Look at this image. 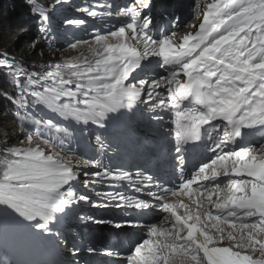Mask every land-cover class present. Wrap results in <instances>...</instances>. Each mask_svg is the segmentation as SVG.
I'll return each mask as SVG.
<instances>
[{
    "label": "snow or ice",
    "instance_id": "obj_1",
    "mask_svg": "<svg viewBox=\"0 0 264 264\" xmlns=\"http://www.w3.org/2000/svg\"><path fill=\"white\" fill-rule=\"evenodd\" d=\"M70 3L71 0H52L51 8L47 5L37 8L29 3L33 13L40 17L39 33L48 34L49 13L58 8H66ZM151 4L152 0H135L132 6L121 7L117 3L107 2L100 4L98 11H93V6L81 8L82 13L91 17L111 16L115 11L119 17L125 18L118 27L110 29L107 35L95 34L100 50L95 46L90 48L94 59L83 56L77 58L78 62L66 66L49 64L39 70L28 71L20 62L10 60L6 54H0V71H6L7 75L12 77L14 81L12 87L17 90V93H3V98L16 104V117L21 121L22 129L24 122L37 127L43 123L47 129H55L57 133H63V139L59 143L54 139L43 140L49 146L47 150L36 144L31 130L21 132L24 138L20 141V146H9L10 139L3 140V147L0 148V155L3 156L0 160V237L6 238V225L11 218L18 225L31 228L36 233L56 236L60 243L64 244L61 233L53 232L51 225L60 221L61 215L69 206L88 199L87 195L74 189V184L83 176L82 185L85 188L94 187L92 181H89V175L95 173V180L102 178L99 172V160L96 161V166L91 172L88 168H80L79 162L73 164L64 161L56 149H63L65 141H69V151H71L72 133L67 128H61L51 118L44 120L37 118L35 114L30 115L29 96L33 105H43L64 120L74 119L98 127L104 126L103 119L107 113L124 107L131 108L134 103H144L152 112L167 106L170 111L175 112L171 123L174 125L177 138L178 154L182 151L180 145L186 134H190L195 140L197 132L203 131L202 128H197L196 121L203 120L204 116L198 117L197 114L207 115L211 108H221L222 103L230 104L231 112L238 114L245 113L257 105H264V70L257 73L228 72L223 64H232L235 59L234 53L228 48H218V45L230 40L231 36L241 29L245 30L241 35L253 30L254 26L258 32L264 33V0H220L219 3H208L206 10L203 11V21L195 33L200 43L195 46L193 53L178 60V66L185 67L190 73L187 80L180 78L181 73L178 76L169 73L170 81L166 89H161L157 84L154 90L149 92L146 91L149 80L138 79L143 87L137 88L136 83H126L131 72L123 69L126 66L136 68L152 58L151 55L141 58L136 45L143 46L147 51L150 47H154L153 41L159 42L151 31L150 18L143 14ZM197 9L199 15V4ZM64 23L67 28H78L84 22L79 18L65 17ZM217 34H222V39L217 40L212 46L214 51H202ZM161 36L170 38L163 33ZM70 46L75 47L71 43ZM262 58L264 52L256 56L253 63ZM190 60L191 64L188 63ZM184 75L185 73H182V76ZM156 92L163 94L156 95ZM17 95L19 99L15 98ZM145 97L149 98L145 99ZM231 112L226 117L229 120L232 119ZM185 121L191 124L190 128L185 125ZM212 130L217 133L221 131L215 127ZM245 130L240 127L230 133L225 128V138L230 139L233 134L243 138L248 135ZM247 130L264 139V123L250 125ZM35 135L37 138L40 137L39 132ZM96 139L100 144L101 138L97 136ZM215 154L214 152L213 155ZM84 163H88V158H84ZM179 163L183 164V160L181 159ZM109 171L111 170L106 169L103 175H107ZM120 173H124V176ZM114 175L118 179H124L125 176L131 177L132 174L120 170ZM140 175L141 172L136 173L137 177ZM151 179L149 175H144V180ZM230 179L232 177L223 178V180ZM109 183L111 187L124 186L115 182ZM128 183L133 182L129 179ZM214 183L220 184L222 181L218 179ZM132 191L137 192L138 189L133 187ZM105 195L113 198L118 195L121 198L126 197L128 203L134 202L130 194L121 191L107 192ZM104 203L120 205V200H106ZM94 206L99 207V203ZM184 207L189 212L195 211L188 205ZM147 209L150 208L145 205L139 210ZM121 210L136 211L123 206ZM213 210L210 209L215 214ZM76 218L83 221L92 219L87 216ZM96 222L112 223V220L99 218ZM14 227L15 225H7V232L10 233ZM262 229L264 224H261L259 229L252 224L248 229H238V237L229 233L233 239L232 251L240 255L241 251L258 252L259 259H252L249 255L241 256H248L253 264H264V230ZM135 251V256L124 257V264H195L197 252L191 241L185 240L179 230L174 232L164 226L151 228L150 238L138 244ZM72 253L77 255L75 247L72 248ZM107 254L117 255L116 252ZM199 259L201 264H206L202 256Z\"/></svg>",
    "mask_w": 264,
    "mask_h": 264
},
{
    "label": "rangeland",
    "instance_id": "obj_2",
    "mask_svg": "<svg viewBox=\"0 0 264 264\" xmlns=\"http://www.w3.org/2000/svg\"><path fill=\"white\" fill-rule=\"evenodd\" d=\"M11 0H1L3 4L10 3ZM33 3V5L37 8L42 7L43 5H37L35 0H29ZM74 2H77V4L85 3L84 7L88 6H93L92 10L93 11H98L100 4L107 3V2H114L119 4L121 7L124 6H132V4L135 2V0H73ZM219 3L220 0H152V4L148 9L144 10V15L148 16L150 18V21L152 23V33L155 38L159 39L158 44L152 43L155 47H158L157 50L151 51L150 48L145 51L143 46L141 45H136V48L140 54L141 58H147V56L151 55L152 58L148 61H144L141 64L146 66L145 70L141 73V75L136 76L133 73H130L129 80L126 81V83H136L137 88L143 87L142 84L139 83L138 79H147L150 81L148 85V89L146 91L152 92L155 88V86L158 84L161 89H166L167 86L169 85L168 81L170 80V77L166 76L165 81L166 84L163 83L161 78L155 79L153 78V73L157 70L156 60L160 58L159 56L161 55V48L162 45L160 44V41L165 38L166 40L171 41L173 45V49H177L178 45H183L186 42L192 41L193 44L192 46L194 47L195 45L200 43V40L197 38L195 33L199 30V24L203 21V11L206 10V6L208 3ZM26 4V2H25ZM197 4H199V15H198V9H197ZM10 5V4H9ZM52 5L48 6L51 8ZM81 8L83 7H78L76 8H70L72 9V13H77L81 11ZM80 9V10H79ZM62 8H58L57 10L53 11L51 14V18L55 20H50V29L48 32V35L42 34L44 37V40L41 41V39H36L34 40L31 38L26 42L28 45L27 47L29 49L34 48V44L38 43V40H40L44 44V48L42 53L36 54L35 51L32 52L31 56L34 57V60H26L27 57L24 58V56H14L13 52L11 53H4L0 51V54H6L10 60H14L17 62H20L22 66L28 70H39L42 66H47L49 64L56 65L60 64L63 66H66L71 63H76L78 62L79 57L86 56L89 59H94L93 55L90 53V48L95 46L97 50H100V46L96 41L95 34L99 33L101 35H107L108 31L110 29H114L120 25V22L123 21L125 18L119 17L118 14L114 11L111 16L104 15V16H96V17H91L86 13L80 12L78 16L72 15L69 17H75L79 18L81 21L84 23L83 31H80L81 27L78 28H67L65 23H64V18L63 16L57 17L58 14H61ZM86 21V23H85ZM35 24L37 27H40V20L36 19ZM82 24V26H83ZM25 30V27H24ZM70 31V34H66ZM201 32L203 29L200 30ZM29 32V31H27ZM170 36L169 37H162L161 34ZM186 34H189L186 36ZM161 37H158V36ZM220 36H216L215 39H213L207 46L206 49H213L212 46L216 44L217 40H220ZM72 40V41H69ZM115 41H113L114 43ZM71 44H74L75 47L70 46ZM222 43L226 44L225 41ZM168 44V43H167ZM236 47L238 50H246L248 56L252 59H256V56L260 55L261 52H264L263 49H261L262 45L260 41H257L256 39H253L251 36V31H247L245 33V38L244 40H238ZM189 50V48H186ZM223 49V47H222ZM34 50V49H33ZM153 60L152 63H150ZM191 62V61H190ZM140 64V65H141ZM256 64V63H255ZM263 63L261 62L259 66H262ZM225 69L228 70V72H240V68L237 65H231L225 63L223 66ZM251 69V66H249ZM132 68H126L123 70H131ZM169 67H166L165 69H162L161 72H166ZM239 69V70H237ZM64 69L62 68V71ZM174 71L180 70V67L178 66L173 68ZM245 73V72H243ZM161 92H156V95L160 94ZM149 97H145V99H148ZM154 99V97H152ZM68 123L74 124L76 121L74 119L70 120L67 119ZM5 121V120H4ZM58 124L64 125L65 121L63 120H57ZM80 124L83 122H79ZM107 123L106 119H103V124ZM84 127L81 129L77 130L76 132H71L73 135V138L71 139V151H69V145L67 141H65L63 149L57 148L56 151L60 153V156L63 157L64 161L68 162L70 161L71 163L75 164L76 162L80 163V168H88L89 171H92V168L95 167L93 165L94 160L90 159L88 160V163H84V158L82 157V149L84 146H87V144L92 140L94 143L97 144V139L96 136L99 134H102L105 132L104 126L103 127H98L95 124L89 123L87 125L86 123H83ZM10 123L8 121L6 122H1L0 126V131L1 129L6 130L7 133L11 132L9 130ZM67 125V124H65ZM19 128V127H17ZM29 126H27L26 130H21L20 135H15L14 133L13 136L10 140V143L12 141L17 142V145L15 146H20V141L23 140V135H21V132H27ZM69 130H72V127L68 128ZM60 137H63V134H58ZM81 138L83 139V142L80 141ZM45 139H52L48 135L39 137L37 138L36 135L34 134L33 140L36 142V144L39 145L40 148L47 150L48 145L43 142ZM59 143V141H55ZM93 147H96L94 145ZM94 151V150H93ZM101 174V179L95 180L94 176L96 175L95 173L89 175V181H92L94 184V187H89L85 188L82 185V180L83 176H81L80 181H77L74 184V188L76 191L80 192L81 194L87 195L88 199L85 201H81V208L83 211H85V216H88L92 219H89L87 221L82 220V227L85 228V233L89 235L87 228H93L96 230V233L99 234V228L102 226H106L112 223H100L96 222L98 221V218H106L107 216L103 215V213H100L99 217L94 219L93 217L90 216V213L96 212L99 214V212L103 211V209L107 206H110L109 204H105L104 202L101 203L100 201L96 202L93 200L92 197H96L97 190L100 189V187H104L106 182H108V178L103 176L102 171H100ZM98 195V194H97ZM99 203V207L94 206L95 204ZM84 208V209H83ZM98 210V211H97ZM68 222L69 219H68ZM260 225H257L256 227L259 229ZM264 230V229H262ZM53 232H59L61 233V238L65 241V244H70V245H75L77 244L78 241H81L80 236L73 235L74 234V229L68 227L64 229H54L52 230ZM6 235H7V230H6ZM53 236V235H52ZM90 238L92 237L89 235ZM8 238V237H7ZM53 238H56V236H53ZM57 239V238H56ZM59 244L65 245L63 243ZM10 249H13V246H8L6 247V250H8L12 258L15 259L14 262L11 264H20L21 261V255L22 249L20 250L19 255L15 254L12 252ZM245 255L250 256L252 259H259V253H252V252H247L244 251ZM68 258L74 259L73 254H67ZM247 256V262L246 264H253V261ZM249 259V260H248Z\"/></svg>",
    "mask_w": 264,
    "mask_h": 264
},
{
    "label": "trees",
    "instance_id": "obj_3",
    "mask_svg": "<svg viewBox=\"0 0 264 264\" xmlns=\"http://www.w3.org/2000/svg\"><path fill=\"white\" fill-rule=\"evenodd\" d=\"M36 2L38 4L43 3L50 5L49 3H51L52 0H36ZM29 3V0H11L10 3L3 4L0 0V51L11 54L15 52L13 53L14 56L23 55L24 58L27 57V59L25 58L26 60H34L36 56L32 57V52L35 51L36 54L42 53L44 44L41 42L43 40L40 37L38 29L36 27L34 28L35 23H25L27 19L33 20L37 17L28 5ZM31 4L33 5V3ZM31 38L34 40L40 38L41 41L38 40V43L34 44V48L29 49L26 42ZM13 83L12 77L8 76L6 71H0V126L2 121H8L11 124L9 127L11 132L7 133L4 129L0 131L1 148L3 147L4 139H13L11 138L13 136L12 133L20 135L17 127L18 123L21 121L16 117V104L3 98V93L12 94L17 92V90L12 87Z\"/></svg>",
    "mask_w": 264,
    "mask_h": 264
},
{
    "label": "bare ground",
    "instance_id": "obj_4",
    "mask_svg": "<svg viewBox=\"0 0 264 264\" xmlns=\"http://www.w3.org/2000/svg\"><path fill=\"white\" fill-rule=\"evenodd\" d=\"M73 2L74 1L71 0V3H73ZM232 36L233 37H235V36L242 37L240 32H237L236 34H234ZM236 42H237V38H231L228 43H226V44L221 43V45L224 46L223 48L231 49L232 52L234 53L235 59H234V61H233V63L231 65H241L243 67H247L249 65L250 60L247 58V54L245 52H242L241 50H237L234 47L236 45ZM184 47L185 46H183V52H185V54L189 55L192 51H188ZM204 51H208V50H204ZM168 58L171 59L172 57H168ZM187 72H188V70H186V74H187ZM187 78H188V76L186 75V79ZM224 105L225 104L222 103V107L217 109V115L220 118H224L225 117V111H224V108H223ZM122 109H124V108H122ZM259 112H261L262 113L261 116L264 117V105H257L255 107H253L252 109L246 111L245 114L247 115V117H254V116L258 115ZM10 145L15 146V145H17V142L12 141V143H10ZM255 150H256V148L253 149L252 151L254 152ZM203 185L208 186L207 183H203ZM171 186L175 187L176 183L172 182ZM214 187L215 188L218 187V184L215 183ZM125 215H126V213H125ZM12 221L14 222V220H12ZM175 224H176V222H174L172 224V226H174ZM20 226H22V225H20ZM160 226H163V220L160 222ZM206 228H208V226ZM26 230H28L30 232V234L32 235L33 238L30 239L32 241L33 240L36 241V240L39 239V237L42 236L41 233H36L31 228L29 229L27 227ZM218 232H220V230H218ZM19 233L22 234V230L21 229L19 230ZM207 234H209V231H207L205 237L201 236V237H199L197 239V241L191 242V245H198V244L202 245L203 241L206 242L208 240ZM215 234L217 236V232L216 231H215ZM112 236H113V238L115 240V244L117 245L115 247L116 251H117V255L112 256V258L114 260H117V256L123 255V252L121 250L134 248L135 246H137L140 243L141 238H142V235L140 233V229H139L138 226L133 225V224L123 223V222H120L119 227H117V226L115 227ZM0 239H1V242H2L3 241L2 237H0ZM43 251H44L45 254L48 253V254H52L54 256H59L60 255V253H53L52 252L53 251L52 248H51V250H43ZM130 252H132L133 256L136 255V251L134 249H131ZM74 259H77V257H74ZM246 262L244 264H246ZM231 264H238V263H237V261H234Z\"/></svg>",
    "mask_w": 264,
    "mask_h": 264
}]
</instances>
